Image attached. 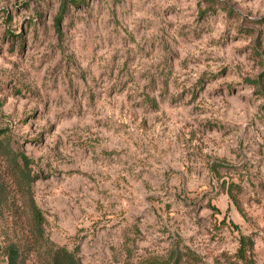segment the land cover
<instances>
[{
	"label": "rangeland",
	"instance_id": "rangeland-1",
	"mask_svg": "<svg viewBox=\"0 0 264 264\" xmlns=\"http://www.w3.org/2000/svg\"><path fill=\"white\" fill-rule=\"evenodd\" d=\"M0 140V264H264V0H0Z\"/></svg>",
	"mask_w": 264,
	"mask_h": 264
},
{
	"label": "trees",
	"instance_id": "trees-1",
	"mask_svg": "<svg viewBox=\"0 0 264 264\" xmlns=\"http://www.w3.org/2000/svg\"><path fill=\"white\" fill-rule=\"evenodd\" d=\"M6 149H7V146L0 140V157L3 153H5ZM15 161L17 162V158H15ZM23 172L24 170L22 169V173ZM23 178L27 179L26 174L24 173H23ZM1 201H2V194L0 191V203ZM32 205H33V210H34V217L37 220V234L43 235V229H44L43 228V217L40 214L39 208L37 207L34 199H32ZM242 243L243 244L239 248V256L244 259L247 257L246 255L247 252L253 248V242H251L249 238H243ZM6 255H7L9 264H21L22 263V259H20L21 257L20 248L17 245L15 244L9 245L6 249ZM51 264H81V262L78 260L74 252L67 250V249L58 248L53 251Z\"/></svg>",
	"mask_w": 264,
	"mask_h": 264
}]
</instances>
